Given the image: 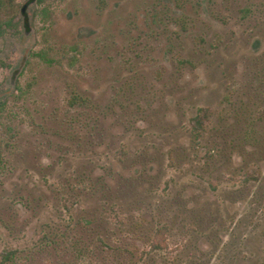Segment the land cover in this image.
<instances>
[{
    "label": "rangeland",
    "instance_id": "1",
    "mask_svg": "<svg viewBox=\"0 0 264 264\" xmlns=\"http://www.w3.org/2000/svg\"><path fill=\"white\" fill-rule=\"evenodd\" d=\"M0 28V259L264 264V0H0Z\"/></svg>",
    "mask_w": 264,
    "mask_h": 264
},
{
    "label": "trees",
    "instance_id": "2",
    "mask_svg": "<svg viewBox=\"0 0 264 264\" xmlns=\"http://www.w3.org/2000/svg\"><path fill=\"white\" fill-rule=\"evenodd\" d=\"M79 101L82 102L84 100L80 98L79 95H74L72 97V100L70 101V105L75 106L79 103ZM5 103L6 102L0 101V117L2 116L3 106L5 105ZM200 111L205 112L203 108H201ZM193 122L194 124L192 125L191 131L194 134V136L198 138L201 136V131L205 128L204 117H202L200 113L196 114L193 118ZM166 229H167L166 227H162L155 233L152 241L150 242V248L145 253H149L150 251H155L160 249H166L168 247V241L165 236ZM17 254H18L17 249H12L8 251L4 255H2V258L0 259V264H19L18 259L21 260L22 258H19Z\"/></svg>",
    "mask_w": 264,
    "mask_h": 264
}]
</instances>
